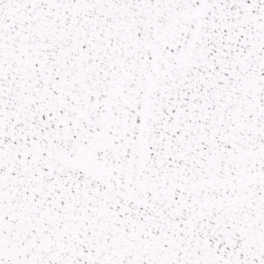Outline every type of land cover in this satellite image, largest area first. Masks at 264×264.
<instances>
[{"label": "snow or ice", "instance_id": "1", "mask_svg": "<svg viewBox=\"0 0 264 264\" xmlns=\"http://www.w3.org/2000/svg\"><path fill=\"white\" fill-rule=\"evenodd\" d=\"M0 264H264V0H0Z\"/></svg>", "mask_w": 264, "mask_h": 264}]
</instances>
